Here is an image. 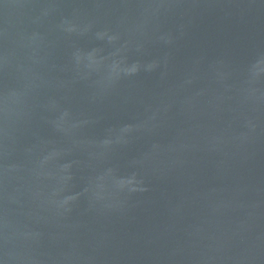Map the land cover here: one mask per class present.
Here are the masks:
<instances>
[{"label": "water", "instance_id": "95a60500", "mask_svg": "<svg viewBox=\"0 0 264 264\" xmlns=\"http://www.w3.org/2000/svg\"><path fill=\"white\" fill-rule=\"evenodd\" d=\"M0 264H264V0H0Z\"/></svg>", "mask_w": 264, "mask_h": 264}]
</instances>
